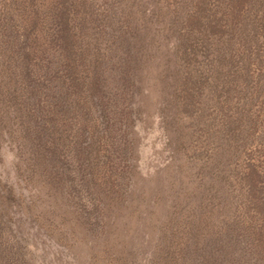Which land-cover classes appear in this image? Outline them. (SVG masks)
Masks as SVG:
<instances>
[{"label": "rangeland", "instance_id": "rangeland-1", "mask_svg": "<svg viewBox=\"0 0 264 264\" xmlns=\"http://www.w3.org/2000/svg\"><path fill=\"white\" fill-rule=\"evenodd\" d=\"M0 123L29 264H264V0H0Z\"/></svg>", "mask_w": 264, "mask_h": 264}, {"label": "trees", "instance_id": "trees-1", "mask_svg": "<svg viewBox=\"0 0 264 264\" xmlns=\"http://www.w3.org/2000/svg\"><path fill=\"white\" fill-rule=\"evenodd\" d=\"M103 69L104 66L102 65V63L96 61L95 67L91 70L90 85L92 89L88 91H91V95H95V98L99 101L104 97L101 93L102 86L105 83L104 78H102ZM97 107L100 108L99 105H97ZM48 123L49 124L46 125H34V129L31 133L32 135L30 136L32 138L34 137V140H37L39 152L41 148H43L41 151L48 150V153H50V155L51 153H53L54 156L57 157L58 148L54 147V145L51 144V141L49 139L50 131H48L50 129L51 122L48 121ZM5 135L6 132L1 127L0 123V149L4 147ZM11 191V186L6 185L0 179V219L2 216H6V219L3 222L0 220V264H13L14 262L17 264L28 263L24 255L28 254L29 252L27 250L25 251L23 249V246L26 248L29 247L33 251H37L38 247L36 242L38 241L37 239H35L34 242L32 238H26L22 233H20V224H16L15 221L12 220V217H8V214H10L11 211L8 209V207H5L4 203H2L4 198L1 193L5 192V194H10ZM18 241H21L25 245L21 246L22 244L18 243ZM16 248L20 250V253L16 251Z\"/></svg>", "mask_w": 264, "mask_h": 264}]
</instances>
